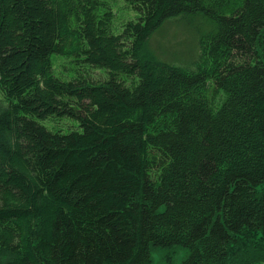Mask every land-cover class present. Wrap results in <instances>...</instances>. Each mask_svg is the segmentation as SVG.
I'll return each mask as SVG.
<instances>
[{
  "label": "trees",
  "instance_id": "obj_1",
  "mask_svg": "<svg viewBox=\"0 0 264 264\" xmlns=\"http://www.w3.org/2000/svg\"><path fill=\"white\" fill-rule=\"evenodd\" d=\"M112 1L0 0V264H264V0ZM196 15L194 64L145 52Z\"/></svg>",
  "mask_w": 264,
  "mask_h": 264
},
{
  "label": "rangeland",
  "instance_id": "obj_2",
  "mask_svg": "<svg viewBox=\"0 0 264 264\" xmlns=\"http://www.w3.org/2000/svg\"><path fill=\"white\" fill-rule=\"evenodd\" d=\"M116 15L115 23L118 30L127 19H135L138 13L127 8L124 0H113L111 5ZM216 31V25L203 17L183 16L168 19L151 33L145 43V52L152 55L157 60L175 66H190L200 58L199 37L202 34L208 35ZM52 71L55 77L61 80H68L76 76V64L70 58L58 55L51 56ZM96 74L102 75L106 79L108 75L103 69L95 70ZM51 119L43 122V125L51 130H81L76 122ZM169 255L174 264H180L188 255L186 248L176 246L172 250L162 248L151 249V263L162 264L165 256Z\"/></svg>",
  "mask_w": 264,
  "mask_h": 264
}]
</instances>
